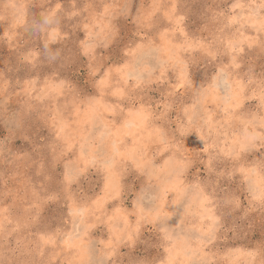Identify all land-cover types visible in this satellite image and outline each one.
I'll return each instance as SVG.
<instances>
[{
    "label": "rangeland",
    "instance_id": "374dc122",
    "mask_svg": "<svg viewBox=\"0 0 264 264\" xmlns=\"http://www.w3.org/2000/svg\"><path fill=\"white\" fill-rule=\"evenodd\" d=\"M0 264H264V0H0Z\"/></svg>",
    "mask_w": 264,
    "mask_h": 264
},
{
    "label": "bare ground",
    "instance_id": "6f19581e",
    "mask_svg": "<svg viewBox=\"0 0 264 264\" xmlns=\"http://www.w3.org/2000/svg\"><path fill=\"white\" fill-rule=\"evenodd\" d=\"M232 95V94H231ZM231 97H234V96H231ZM142 119V118H141ZM131 120V119H130ZM132 121V120H131ZM142 121V120H141ZM129 122V121H128ZM132 123V122H131ZM246 142V141H245ZM247 144V143H246Z\"/></svg>",
    "mask_w": 264,
    "mask_h": 264
}]
</instances>
